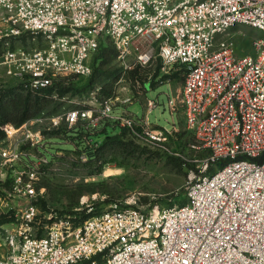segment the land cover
I'll return each mask as SVG.
<instances>
[{
  "label": "built area",
  "instance_id": "obj_1",
  "mask_svg": "<svg viewBox=\"0 0 264 264\" xmlns=\"http://www.w3.org/2000/svg\"><path fill=\"white\" fill-rule=\"evenodd\" d=\"M241 25L264 30V0H0V70L62 103L0 136V264H264V37L242 55L218 40ZM106 39L125 70L155 60L165 73L185 69L169 105L205 153L181 204L93 193L72 210L41 206L44 179L90 143L80 127L110 117L155 145L165 139L149 114L116 110L100 86L84 99L59 92L57 82L92 74Z\"/></svg>",
  "mask_w": 264,
  "mask_h": 264
},
{
  "label": "rangeland",
  "instance_id": "obj_2",
  "mask_svg": "<svg viewBox=\"0 0 264 264\" xmlns=\"http://www.w3.org/2000/svg\"><path fill=\"white\" fill-rule=\"evenodd\" d=\"M256 37H264V30L241 25L221 34L218 40H233L237 53L242 55L253 51L252 41ZM116 50L112 40L106 39L100 50L93 53L91 62L98 67L95 81L104 86L105 94L112 92L118 97L116 109L124 107L140 116L149 114L153 125L164 130L165 139L161 145H155L128 127V135L123 142L104 144V136H100L99 141L89 139L97 147L104 144L97 159L89 160L87 155L85 159H80L78 152L71 150L67 154L70 158L60 163L62 169L45 181L48 203L56 209L65 206L73 208L80 203L83 195L93 193L107 195L111 200L140 196L144 203H151L152 206L182 203L186 200L185 187L192 169L204 156L205 151L192 147L195 137L187 126L182 107L177 102L174 107L169 105L170 99L179 93L183 81L174 78L162 80L166 74L164 71H159L156 76L161 65L158 60L132 68L137 67L140 73L127 72L131 69L122 67ZM129 61L133 62V57ZM80 81L84 85L89 78ZM16 87V80L0 70V90H11V94L19 90ZM150 100L156 103L153 108L149 105ZM120 125L123 124L114 123L112 130L121 132ZM53 141V149L61 146L60 139ZM108 169H112L111 173H106Z\"/></svg>",
  "mask_w": 264,
  "mask_h": 264
},
{
  "label": "trees",
  "instance_id": "obj_3",
  "mask_svg": "<svg viewBox=\"0 0 264 264\" xmlns=\"http://www.w3.org/2000/svg\"><path fill=\"white\" fill-rule=\"evenodd\" d=\"M102 44H103V42L101 43V45L97 49V51L100 50V48L102 47ZM97 51L95 53H97ZM117 54H118V51L116 50V55ZM100 60H102V59L100 58ZM104 60L105 59H103L102 62H105ZM92 66H93L92 74L89 77H86V78H89V81L87 84L85 83L84 85H82V82L80 81V80L86 79V78H80L77 80L73 79L69 85H63V83L61 81H59V82H57L59 92L61 94L70 93V95L73 97L84 99L88 96L90 91H92L95 87L100 86L101 87V94H100L101 97L115 96L114 93L112 94V92L108 93V94L104 93L105 92L104 86L95 81L96 72L98 70V67L94 66V63H92ZM136 68L137 67H135L134 69H131L130 71H127V72H131V71L134 72L135 71V74H136L139 72L138 69H136ZM159 71H160V67H158V69L156 71V74H155L156 76L159 74ZM169 78H174V79L179 80V81H181V80L184 81V79H185L184 67L181 66L180 68L173 70L171 73H166L161 79L162 80H168ZM16 88L19 90L17 91L16 89H14V91L16 90L15 91L16 93H11V94H9V92H11V90H8V89H1L0 90V136H2L4 134V126L8 122H12L16 125H20L21 123H23L27 119L38 115L40 112H42L44 110L58 111L62 106V103L52 101L51 99L46 98V97H41L39 94L32 93V92H25L21 88V84H17ZM114 123H116L117 125L120 124L119 121H116L110 117H106L98 125L100 128L98 126L88 127V128L82 126V127H80V132L85 133L87 135L88 139H90L92 142L93 141H99L100 136H104V141H103L104 144H109V143H113V142H117V141L123 142L125 140L124 138H126V136L128 135L127 129H129V128L127 126L120 125L122 131L121 132H115L112 130L113 128H115ZM79 138H81V136H79ZM81 142H82V139H81ZM92 142H90V143H92ZM92 144H94V143H92ZM104 144L102 146H104ZM102 146H101V144L98 147L95 145L91 146V144L85 143L81 150L85 151L89 160H94V159H97L100 157L99 155L101 154L100 151H101ZM71 150H73V149H71ZM81 150H78L76 152H80ZM259 159L264 160V153L261 155V157ZM48 177H50V176H48ZM48 177L45 178L44 182H43V184H45L46 186H47V183L45 181L48 179ZM183 202H185V201H183ZM179 204H181V203H179ZM48 205H49L48 200L43 199L41 201V206L43 208H47ZM169 206H171V205H169ZM73 208H70L69 206L63 207L64 210H72ZM96 212H98V211H96ZM82 213H83V218H86V217L93 214V213H87L86 211H84ZM87 262L88 261H85V262L80 263V264H86Z\"/></svg>",
  "mask_w": 264,
  "mask_h": 264
},
{
  "label": "bare ground",
  "instance_id": "obj_4",
  "mask_svg": "<svg viewBox=\"0 0 264 264\" xmlns=\"http://www.w3.org/2000/svg\"><path fill=\"white\" fill-rule=\"evenodd\" d=\"M112 169L106 170V173H111Z\"/></svg>",
  "mask_w": 264,
  "mask_h": 264
},
{
  "label": "crops",
  "instance_id": "obj_5",
  "mask_svg": "<svg viewBox=\"0 0 264 264\" xmlns=\"http://www.w3.org/2000/svg\"><path fill=\"white\" fill-rule=\"evenodd\" d=\"M170 79H171V78H170ZM170 79H168V80H170ZM182 84H183V82H182ZM181 87H182V85H181ZM181 87H180V89H181ZM179 91H180V90H179ZM116 104H117V103H116ZM121 108H124V107H121ZM121 108H120V109H121ZM124 109H126V108H124ZM116 110H118V109H116Z\"/></svg>",
  "mask_w": 264,
  "mask_h": 264
}]
</instances>
